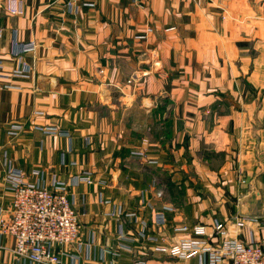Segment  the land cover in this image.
Wrapping results in <instances>:
<instances>
[{
  "label": "crops",
  "instance_id": "1",
  "mask_svg": "<svg viewBox=\"0 0 264 264\" xmlns=\"http://www.w3.org/2000/svg\"><path fill=\"white\" fill-rule=\"evenodd\" d=\"M5 1L3 70L28 69L0 79L6 217L13 167L48 188L65 182L80 225L75 243L54 246L65 264H198L157 247L192 235L175 227L199 224L216 244L215 219L264 247V0H98L77 13L64 0H22L21 15ZM16 41L38 47L20 55ZM14 122L25 125L17 136ZM15 246L0 234V264H40Z\"/></svg>",
  "mask_w": 264,
  "mask_h": 264
},
{
  "label": "built area",
  "instance_id": "2",
  "mask_svg": "<svg viewBox=\"0 0 264 264\" xmlns=\"http://www.w3.org/2000/svg\"><path fill=\"white\" fill-rule=\"evenodd\" d=\"M142 1V0H135ZM98 0H64L65 9L77 13L80 8L96 7ZM4 8L13 14L21 15L25 11L22 0H6ZM151 29H148L150 32ZM3 29L0 26V36ZM148 34V33H147ZM147 34L140 38H146ZM20 55L34 52L38 44L35 41L19 42ZM0 79L8 81L14 77L28 75L26 67L14 69L7 73L3 70L0 60ZM137 74L128 80L129 83L138 78ZM35 129L46 135H68L57 126L35 125ZM25 125L14 122L10 125L9 133L19 135ZM131 156L143 159L147 156L145 150H133ZM36 174L39 172L36 171ZM81 180L92 183L90 172L79 177ZM6 189L12 195L10 217L0 210V234H9L14 237L16 246L13 249L18 258H25L40 264H65L62 262L63 251L55 252L54 246H66L75 243L79 238V213L68 197L65 182H56L54 188H48L27 179V175L20 169L10 167L4 175ZM168 209V208H166ZM172 209V208H169ZM121 214V208L118 210ZM165 221L164 215L160 216ZM248 218L237 220V226L242 228ZM213 236L221 237L216 244L212 243L208 228L205 225H180L174 228L176 232H191L174 246H158L157 250L165 252L174 258H197L198 264H264V247L255 241L246 243L238 237L228 235L225 224L215 219ZM132 264H157L145 260H138Z\"/></svg>",
  "mask_w": 264,
  "mask_h": 264
}]
</instances>
